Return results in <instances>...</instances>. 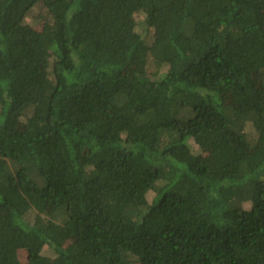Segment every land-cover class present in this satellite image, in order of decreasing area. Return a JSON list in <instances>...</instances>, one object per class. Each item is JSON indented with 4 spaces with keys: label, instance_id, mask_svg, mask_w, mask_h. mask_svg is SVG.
<instances>
[{
    "label": "trees",
    "instance_id": "1",
    "mask_svg": "<svg viewBox=\"0 0 264 264\" xmlns=\"http://www.w3.org/2000/svg\"><path fill=\"white\" fill-rule=\"evenodd\" d=\"M0 264H264V0H0Z\"/></svg>",
    "mask_w": 264,
    "mask_h": 264
},
{
    "label": "rangeland",
    "instance_id": "2",
    "mask_svg": "<svg viewBox=\"0 0 264 264\" xmlns=\"http://www.w3.org/2000/svg\"><path fill=\"white\" fill-rule=\"evenodd\" d=\"M45 14V10L41 7V6H36L34 7L31 12L26 16L24 22L26 24L32 25L34 28H38V20L40 19L38 16L39 15H44ZM134 21H135V29L137 30V32L143 34V35H150L149 31L145 30V24H144V15L141 13H137L134 15ZM155 69H157L156 66L154 65H150L149 68V72L150 73H154ZM166 69L165 66H160L158 67L157 71H164ZM196 150V149H195ZM149 198H151L153 196V193H149L148 194ZM244 208H249V203L246 202L243 204ZM43 255L49 256V257H53L52 252L48 249V248H44L42 251ZM21 258H25V254L22 253L21 254Z\"/></svg>",
    "mask_w": 264,
    "mask_h": 264
}]
</instances>
